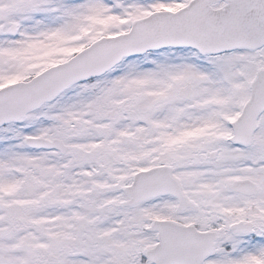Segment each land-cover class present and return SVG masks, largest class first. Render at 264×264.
<instances>
[{
    "label": "snow or ice",
    "instance_id": "1",
    "mask_svg": "<svg viewBox=\"0 0 264 264\" xmlns=\"http://www.w3.org/2000/svg\"><path fill=\"white\" fill-rule=\"evenodd\" d=\"M0 264H264V0H0Z\"/></svg>",
    "mask_w": 264,
    "mask_h": 264
}]
</instances>
